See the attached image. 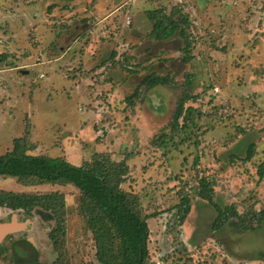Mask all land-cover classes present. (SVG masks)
<instances>
[{
	"label": "rangeland",
	"instance_id": "obj_1",
	"mask_svg": "<svg viewBox=\"0 0 264 264\" xmlns=\"http://www.w3.org/2000/svg\"><path fill=\"white\" fill-rule=\"evenodd\" d=\"M0 0V155L32 135L31 155L64 157L73 165L106 152L132 154L125 191L149 218L144 264H264V225L238 233L213 231L215 210L191 194L182 225L174 222L181 186L197 175L216 182L220 206H264V0ZM188 15L196 40L184 61L177 35L150 36V11ZM148 75L168 83L146 88ZM139 98L130 106L126 98ZM196 96L192 122L180 135L170 121L184 92ZM172 138V139H171ZM252 157L244 161L247 150ZM0 190L60 191L66 231L56 247L48 215L0 208V264H99L73 186L23 185L0 177ZM41 215V216H40ZM56 248V249H55ZM253 258V259H252Z\"/></svg>",
	"mask_w": 264,
	"mask_h": 264
},
{
	"label": "trees",
	"instance_id": "obj_2",
	"mask_svg": "<svg viewBox=\"0 0 264 264\" xmlns=\"http://www.w3.org/2000/svg\"><path fill=\"white\" fill-rule=\"evenodd\" d=\"M98 0H91V9ZM148 17L152 22L150 36L156 41L169 39L177 34L183 42L184 61L190 60L191 50L197 43L189 28L188 15L177 8H172L169 14H158L150 11ZM146 88L167 84V78L148 75L142 79ZM139 93L135 90L126 98L130 106ZM196 96L184 92L177 100L170 121L171 131L180 135L188 122H192L194 108L185 106ZM32 131L26 120L24 135L12 141L11 150L0 155V177L16 178L23 185H61L73 186L80 196L79 210L91 232L95 247V258L99 264H144L149 255L148 241L150 230L149 218H157V213L144 214L139 197L125 191L122 184L128 181L129 166L127 161L132 154L126 152L120 161H113L106 152L95 153L90 160L79 165H73L64 157L31 155L28 150L33 146L30 142ZM172 139V138H171ZM251 149L247 150L244 161L252 157ZM198 161V159H197ZM194 162L197 175L192 184L181 186L180 200L175 206L174 222L182 225L191 209V194L208 202L215 210L211 224L213 231H218L226 225L238 233L256 231L264 225V206L255 210L244 208L242 212L234 204L220 206L214 200L213 191L216 182L204 175ZM260 178L264 176V162L258 166ZM0 208L12 211H23L27 216L33 212L48 215L55 226L48 236L53 247L59 242V237L65 234L66 209L62 192L26 193L0 190ZM41 216V215H40ZM58 241V242H57ZM56 249V248H55ZM254 259L264 261V250H259ZM252 258V259H253ZM32 264H61L59 257L52 263L32 262Z\"/></svg>",
	"mask_w": 264,
	"mask_h": 264
}]
</instances>
